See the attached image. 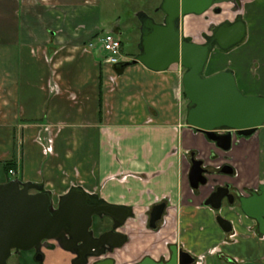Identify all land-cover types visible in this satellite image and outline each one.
I'll use <instances>...</instances> for the list:
<instances>
[{
	"label": "crops",
	"instance_id": "1",
	"mask_svg": "<svg viewBox=\"0 0 264 264\" xmlns=\"http://www.w3.org/2000/svg\"><path fill=\"white\" fill-rule=\"evenodd\" d=\"M237 2L247 25L239 46L247 49L233 52L227 64L246 95L264 96V0ZM101 9V0H0V184H44L56 202L78 188L131 209L134 216L120 229L128 242L109 255L117 264L169 260L173 245L205 257V264H264L259 223L227 199L221 210L207 205L221 186L260 193L264 126L229 152L195 132L177 65L156 72L138 64L118 74L104 62ZM190 16L187 37L195 35ZM111 30L124 34L119 25ZM193 154L212 172L199 189L191 183ZM6 162L15 164V179ZM226 165L233 175L222 173ZM160 204L166 209L154 229L151 215ZM218 216L232 223L231 232ZM112 224L111 217L97 219L96 235Z\"/></svg>",
	"mask_w": 264,
	"mask_h": 264
},
{
	"label": "water",
	"instance_id": "2",
	"mask_svg": "<svg viewBox=\"0 0 264 264\" xmlns=\"http://www.w3.org/2000/svg\"><path fill=\"white\" fill-rule=\"evenodd\" d=\"M224 3H233L234 11L241 10L237 0H162L156 12L164 15L163 21L141 11L137 17L141 23L139 54L131 61L114 66L118 74L128 67L143 64L148 69L164 72L174 65L185 68L183 85L189 98L187 125L197 133L204 134L209 141L230 151L235 139L251 138L264 126V96L246 95L238 86L233 70L227 69L212 76H205L209 58L216 46L228 51L242 43L247 37V25L239 13L235 22L214 26L213 35L206 36V43L199 44L185 35V19L189 15H204L212 8ZM222 131L225 133L222 134ZM191 183L194 189L208 184L207 175L212 172L204 161L191 158ZM222 173L233 175L234 169L226 165ZM260 193L240 196L242 211L255 219L264 236V185ZM235 204L229 187H219L207 201L215 210L223 207V201ZM166 204L153 209L151 227L157 228L162 220ZM101 221L111 217L112 230L97 236L95 217ZM134 216L129 208L109 205L98 201L97 194L73 188L60 196L58 202L44 184L12 180L0 184V264H9L13 255L35 251L36 260L45 264V249L57 247L73 254L72 264H115L113 258H105L128 242V236L120 229ZM220 225L227 232L233 230L232 223L218 216ZM57 244V247H55ZM194 257L172 247L168 262H158L146 257L137 264H193ZM244 264H255L247 262Z\"/></svg>",
	"mask_w": 264,
	"mask_h": 264
},
{
	"label": "rangeland",
	"instance_id": "3",
	"mask_svg": "<svg viewBox=\"0 0 264 264\" xmlns=\"http://www.w3.org/2000/svg\"><path fill=\"white\" fill-rule=\"evenodd\" d=\"M160 6V0H101L102 7V21H103V32L104 33H113L111 29H114L115 26L119 25L124 34L119 36L124 44V55L126 60H133L137 54L140 43V30H138L137 23L138 18L137 14L141 11L146 12L148 15L152 16L156 20L162 19V14H157L155 10ZM217 7L222 9V14L216 13L215 8H212L204 15H193L188 19V23L195 30V35L190 36L192 40L196 43L203 44L206 43V36L213 35L214 26L224 24L227 20L230 22H235L237 15L241 13L235 12V5L233 3H224L218 5ZM136 24V25H135ZM248 41V40H247ZM246 41V42H247ZM245 42L238 47H234L229 51L221 50L218 46L213 50L210 60L205 69V76H212L214 74L223 72L227 70L230 65H228V60L233 56V52H238L245 47ZM245 49V50H246ZM130 60V61H131ZM214 62V64H213ZM218 64V66H216ZM220 64V65H219ZM226 64V65H225ZM178 69L182 70V74L185 73V68H182L181 65H177ZM230 69V68H229ZM215 70H220V72H214ZM255 70V61L251 64L250 71ZM253 73V72H252ZM182 76V75H181ZM255 77V74H254ZM182 94V103L184 110L186 111V105L189 104V98L185 92L184 85L182 84L181 88ZM10 179H15L12 174L9 173ZM57 247V244L56 246ZM47 253V262L48 264H55L51 260L56 257L58 260L56 264H72V258L75 257L73 254L63 250L60 247L54 249H45ZM46 261V259H45ZM9 264H36L33 259V252H23L21 255L14 256Z\"/></svg>",
	"mask_w": 264,
	"mask_h": 264
},
{
	"label": "built area",
	"instance_id": "4",
	"mask_svg": "<svg viewBox=\"0 0 264 264\" xmlns=\"http://www.w3.org/2000/svg\"><path fill=\"white\" fill-rule=\"evenodd\" d=\"M102 50L105 54L104 62L111 66H117L125 60L124 45L121 38L113 33H107L101 38ZM10 174H15L14 170ZM205 257H200L198 264H205Z\"/></svg>",
	"mask_w": 264,
	"mask_h": 264
},
{
	"label": "flooded vegetation",
	"instance_id": "5",
	"mask_svg": "<svg viewBox=\"0 0 264 264\" xmlns=\"http://www.w3.org/2000/svg\"><path fill=\"white\" fill-rule=\"evenodd\" d=\"M157 14H162V19L161 20H157L158 22H162L163 21V18H164V15H163V13H161V12H156ZM223 12H221L220 14H222ZM229 20H227L226 22H228ZM225 22V23H226ZM223 133H225L224 131H222V134ZM243 139H245V138H243ZM238 140L239 139H235L234 140V144L236 143V142H238ZM241 140V139H240ZM234 144H233V146H234ZM226 152H229V151H226ZM206 167V166H205ZM206 168H208V167H206ZM209 169V168H208ZM208 177L210 176V175H207ZM221 187H229V190H230V193L231 194H233L234 195V197H235V204L234 205H231L232 206V208H235V206L237 205V204H239L240 205V207H241V204H240V202H239V199H240V196H247V197H250V196H252V194L253 193H255V191H253V192H248V193H242V192H239V191H237L236 189H233V187L232 186H221ZM217 189L218 188H215L214 189V191H213V194L217 191ZM212 194V195H213ZM211 195V196H212ZM227 199V198H226ZM225 199V200H226ZM228 200V199H227ZM224 202V201H223ZM228 202H229V200H228ZM222 209V208H221ZM220 209V210H221ZM108 217H105L104 219H107ZM97 219H100L98 216H96L95 217V222H94V226H95V223H96V221H97ZM163 219V218H162ZM161 221V220H160ZM160 221H158L157 222V228H155V229H158L159 228V223H160ZM113 224H114V222H113ZM113 224L111 225V228H110V230H112V227H113ZM150 226H151V221H150ZM109 230V231H110ZM101 235V234H100ZM100 235H97V236H100ZM174 246V245H173ZM173 246H171V253H172V247ZM179 251H184L182 248H179ZM33 252V259H34V262L36 263V264H40L37 260H36V252L33 250L32 251ZM115 252V251H114ZM113 252V253H114ZM112 253V254H113ZM110 255V254H109ZM109 255H107V257H105V258H111V257H109ZM14 256H18V255H13L10 259H9V261L14 257ZM171 257H172V255H171ZM194 257V256H193ZM73 258H75V257H73ZM171 259V258H170ZM169 259V260H170ZM206 259V258H205ZM204 259V260H205ZM97 260H100V259H95L94 261L96 262ZM169 260H165V259H162V260H160V261H158V262H168ZM199 261H200V258H198V257H194V263L193 264H198L199 263ZM46 262V261H45ZM115 264H117L116 263V261H115Z\"/></svg>",
	"mask_w": 264,
	"mask_h": 264
},
{
	"label": "trees",
	"instance_id": "6",
	"mask_svg": "<svg viewBox=\"0 0 264 264\" xmlns=\"http://www.w3.org/2000/svg\"><path fill=\"white\" fill-rule=\"evenodd\" d=\"M15 169V164L13 162H6L5 163V170L9 174L11 170ZM11 181V180H9Z\"/></svg>",
	"mask_w": 264,
	"mask_h": 264
}]
</instances>
